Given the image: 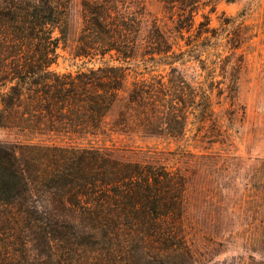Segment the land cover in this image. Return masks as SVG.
Here are the masks:
<instances>
[{
	"label": "trees",
	"instance_id": "16d2710c",
	"mask_svg": "<svg viewBox=\"0 0 264 264\" xmlns=\"http://www.w3.org/2000/svg\"><path fill=\"white\" fill-rule=\"evenodd\" d=\"M200 1L161 0L171 13L164 26L146 0H82L73 54L85 66L60 72L53 65L69 40L71 1L0 0V128L26 136L0 142V212L16 207L7 219L36 242L16 253L20 264H195L187 175L120 159L92 140L184 138L189 124L202 139L221 138L212 92L224 89L207 79L215 68L201 58L215 31L201 21L192 33ZM242 65L228 85L233 99ZM14 261L0 250V264Z\"/></svg>",
	"mask_w": 264,
	"mask_h": 264
},
{
	"label": "rangeland",
	"instance_id": "374dc122",
	"mask_svg": "<svg viewBox=\"0 0 264 264\" xmlns=\"http://www.w3.org/2000/svg\"><path fill=\"white\" fill-rule=\"evenodd\" d=\"M70 1L69 40L61 44L60 57L53 65L60 72L85 66L73 54L82 25V0ZM146 5L162 25H171V13L161 0H146ZM194 20L192 33H197L201 21H208L215 31L201 58H209L208 67L215 68L207 79L222 81L218 84L224 93L219 96L216 86L212 92L221 138L202 139L189 124L192 131L184 138L113 132L92 143L120 159L164 164L187 175L185 224L195 264H264V0H201L194 6ZM238 26H242L243 41L232 50L229 41ZM239 58L243 65L233 99L228 85L237 73L234 67ZM195 65L198 63H187ZM134 76L132 71L129 83ZM24 138L16 130L0 128L2 143ZM1 209L5 214L0 212V250L14 253V263L20 264L16 253L23 246L33 252L35 236L17 231L16 223L7 219V211H16V207Z\"/></svg>",
	"mask_w": 264,
	"mask_h": 264
}]
</instances>
